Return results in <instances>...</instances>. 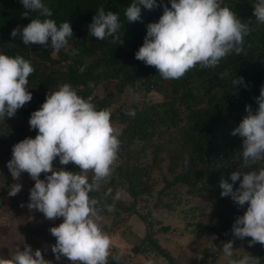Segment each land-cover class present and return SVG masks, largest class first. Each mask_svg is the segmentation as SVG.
Masks as SVG:
<instances>
[{
	"label": "trees",
	"instance_id": "trees-1",
	"mask_svg": "<svg viewBox=\"0 0 264 264\" xmlns=\"http://www.w3.org/2000/svg\"><path fill=\"white\" fill-rule=\"evenodd\" d=\"M131 2L44 0L52 9L50 18L57 24L68 20L73 30L67 48L56 53L50 43L46 46L24 45L19 35L12 37L11 30L17 25L21 28L27 25L30 17L21 16L25 9L20 0H0V52L10 56L19 54L34 68L28 78L32 99L13 117L23 121L29 119L31 113L40 108L48 91L56 90L62 83L75 86L85 99L91 96L98 108L110 111L111 122L118 125L117 130L121 133L118 159L112 166L111 175L101 181L100 190L92 196L111 202L117 189L130 196V200L119 197L115 212L101 211L99 215L112 214L119 218L115 226L122 222L124 226L128 225L133 215L142 221L144 233L131 247L135 256L152 257L156 264H160L159 261L166 264H212L223 255L224 241L233 239L234 244L238 242L232 236L231 228L236 216L242 215L247 208V204L238 207L230 197H222L219 181L224 178L233 183L230 173L240 168L239 150L243 138L230 133L246 115L245 105H251L255 112L258 107L255 98L264 85V23L257 22L253 16V5L257 0H221L233 12L234 7H239L241 11L237 16L251 24L253 31L245 38V52L229 55L213 69L202 70L197 65L178 80L163 79L154 66H147L135 58V52L143 44L147 24L158 21L165 6L171 9L170 0H157V6L151 10L141 5V19L136 22L124 20V8ZM100 7L106 12H119L121 21H124L122 44L112 43L111 38L101 41L88 33V25ZM36 15L32 13L31 18ZM73 49L75 54H72ZM234 76L243 77L244 83L230 85ZM100 82L115 86L117 96L139 88L143 92L142 102L113 100L110 98L112 92L105 91ZM131 111L135 116L127 114ZM9 119L5 116L0 120V199L17 208L28 203L29 191L23 189L10 197L8 186L16 182L22 184L25 178H29L30 185L34 181L26 172L21 174L19 181H14L7 162L12 156V146L25 137L34 138L37 132L30 129L29 124L12 123ZM186 158L189 160L187 166L184 163ZM53 166L66 170L77 167L71 162L61 165L59 158L53 161ZM154 171L160 174L162 184L159 187L153 177ZM40 178L44 179L43 173ZM188 185L203 189L208 198L207 204L191 207L189 212L193 218L209 211L216 221L192 222L198 226V237L207 235V243L202 248L203 259L198 260L195 256L185 261L172 255L159 242L157 231L167 232L170 226L160 222L155 212L158 207L173 208L182 203ZM238 186L239 181H236L233 187ZM140 197L142 204L137 202ZM151 197L154 200L151 201ZM154 225H158L157 228ZM249 239L239 240L238 245L258 257L259 264H264V246L256 243L249 247ZM49 241L54 244L56 239ZM111 250V257L119 255L115 246Z\"/></svg>",
	"mask_w": 264,
	"mask_h": 264
},
{
	"label": "clouds",
	"instance_id": "clouds-1",
	"mask_svg": "<svg viewBox=\"0 0 264 264\" xmlns=\"http://www.w3.org/2000/svg\"><path fill=\"white\" fill-rule=\"evenodd\" d=\"M20 3L25 9L21 16L30 17V22L22 28L14 27L12 37L19 35L24 45L50 43L56 53L67 48L69 38L73 37L68 20L57 24L50 18L53 12L44 0H20ZM170 3L171 9L165 6L158 21L147 24L143 44L135 52L137 60L154 66L163 79L178 80L197 65L202 70L213 69L229 55L245 52V38L253 31L251 24L241 20L221 0H170ZM141 5L151 10L157 6V0H132L124 8V20L139 21ZM32 13L37 14L35 18H31ZM253 16L264 23V0L253 5ZM123 23L119 12H106L100 7L88 25V33L101 41L111 38L112 43L122 44ZM33 72L31 62L21 55L0 52V120L13 117L31 101L28 78ZM243 83V77L234 76L230 85ZM255 99L258 104L255 112L251 105H245L246 115L230 133L243 138L240 168L230 173L233 183L224 178L219 181L222 197H230L238 207L247 204L244 213L236 216L231 233L239 240L250 237L249 247L256 243L264 246V85ZM127 114L135 116L134 111ZM28 123L37 134L12 146L7 168L14 181H19L25 172L34 181L27 203L30 210L43 213L48 220L62 218L49 229L56 239L50 245L56 261L66 257L71 264H109L112 239L97 221L101 211H116L119 194L109 202L92 193L98 192L101 181L111 175L121 146L118 138L121 133L113 126L110 111L98 108L91 96L85 99L70 83H62L56 90L48 91ZM56 158L61 165L70 162L77 165L80 171L55 168ZM184 163L187 166L189 160L186 158ZM41 173L44 179L40 178ZM236 181L239 186L234 188ZM21 190L20 183H12L8 196L14 197ZM234 242L229 239L222 243L227 264H259L258 257L247 251L234 257ZM43 251H48V246ZM111 259L119 264L120 255ZM0 264H53V261L46 259L40 248L33 249L25 243L23 250L17 247L10 258L0 254ZM145 264L154 262L147 259Z\"/></svg>",
	"mask_w": 264,
	"mask_h": 264
},
{
	"label": "rangeland",
	"instance_id": "rangeland-1",
	"mask_svg": "<svg viewBox=\"0 0 264 264\" xmlns=\"http://www.w3.org/2000/svg\"><path fill=\"white\" fill-rule=\"evenodd\" d=\"M240 11L239 7H234L236 15ZM99 85L104 86L105 91L109 89L112 92L110 98L113 100L126 102L134 100L142 102L143 92L140 91L139 88L130 89L126 94L117 96L114 91L115 86L106 82H100ZM92 87H94V85H92ZM96 87H98V85ZM9 120L12 123L21 121L29 124V119L23 121L19 117H10ZM112 124L116 129L118 128V125L115 123ZM68 171L79 172L80 169L77 166ZM90 174L91 173H89V175ZM153 177L155 181H157V187H159L162 184L159 172L154 171ZM28 181L29 178L22 179V186L29 187L30 184H28ZM25 183L27 184L25 185ZM115 194L116 196L119 194V197L130 200V196L121 189H117ZM183 198L184 201L173 208H157L155 212L156 218L163 224H168L170 226V230L167 232L157 231V238L165 248L169 249L172 255L180 256L181 259L189 261L192 257L196 256L197 259V256L202 255V248L204 244L207 243V235L204 238L198 237L196 235L198 226L192 222L201 220V222L213 221L211 223H215L216 219L211 217L209 211L201 215L199 214L196 218H193L192 213L189 212L191 207L196 204H207L208 198L203 189H197L193 185H188L184 189ZM150 199L151 201L154 200L153 197ZM137 202L142 204V197L138 198ZM99 217L97 223L100 224L102 230L106 233L113 232L112 235H108L112 239V246H115L118 250L122 264H145V260L147 259L153 260L154 264H156L155 259L152 257L135 256L131 250V247L138 242L139 237L144 233L143 223L136 215L131 217L128 225L124 226L123 222V224L121 223L122 225H117L119 226L118 229L115 225L120 221L119 218L112 214H103L99 215ZM61 220L62 218L59 217L55 220H48L44 217L43 213L30 210L27 204L22 205V207L18 206L14 208L12 205L3 202V206H0V254H2L4 258H10L17 247L23 250L24 244L27 243L33 249L40 248L42 250V255H44L46 259L53 261V264H71L66 257H62L60 261H56L50 248L52 244L49 240L55 237L50 233L49 229L52 226L58 225ZM154 226L157 228L158 225ZM238 244L239 239L238 242L233 245V247L236 248L234 250V257L236 258L244 253L242 245ZM46 246H48V251L45 252L43 249ZM111 251L112 250H110V252ZM109 258V264H116V261L111 259V256ZM227 260L228 257L223 253V255L214 260L212 264H227ZM158 263L166 264V262L161 263L160 261Z\"/></svg>",
	"mask_w": 264,
	"mask_h": 264
},
{
	"label": "built area",
	"instance_id": "built-area-1",
	"mask_svg": "<svg viewBox=\"0 0 264 264\" xmlns=\"http://www.w3.org/2000/svg\"><path fill=\"white\" fill-rule=\"evenodd\" d=\"M88 97H89V96H88ZM88 97H87V98H88ZM20 184H21V183H20ZM10 185H11V184H10ZM10 185H9L8 187H10ZM21 185H23V183H22ZM33 185H34V184L30 185L29 187H23V186H22V190H21L20 192H22L23 189H25V190L28 189V191H29V189H30ZM20 192H19V193H20ZM0 206H3V201H2L1 199H0ZM213 255H214V256H217L218 253H213Z\"/></svg>",
	"mask_w": 264,
	"mask_h": 264
},
{
	"label": "water",
	"instance_id": "water-1",
	"mask_svg": "<svg viewBox=\"0 0 264 264\" xmlns=\"http://www.w3.org/2000/svg\"><path fill=\"white\" fill-rule=\"evenodd\" d=\"M73 88H75V86H72Z\"/></svg>",
	"mask_w": 264,
	"mask_h": 264
}]
</instances>
